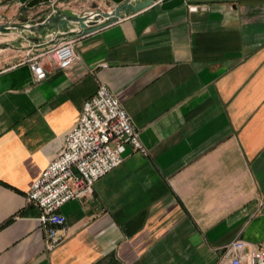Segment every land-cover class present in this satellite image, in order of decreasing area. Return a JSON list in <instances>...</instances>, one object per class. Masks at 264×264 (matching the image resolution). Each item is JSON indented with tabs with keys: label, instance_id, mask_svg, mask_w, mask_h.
I'll return each mask as SVG.
<instances>
[{
	"label": "crops",
	"instance_id": "obj_1",
	"mask_svg": "<svg viewBox=\"0 0 264 264\" xmlns=\"http://www.w3.org/2000/svg\"><path fill=\"white\" fill-rule=\"evenodd\" d=\"M113 7L0 0V24ZM55 33H0V264H228L231 240L263 245L264 0L153 2L73 36L77 58L44 62L36 81L29 47L51 48ZM98 83L145 150L127 147L89 195L60 207L65 238L47 251L25 193Z\"/></svg>",
	"mask_w": 264,
	"mask_h": 264
},
{
	"label": "built area",
	"instance_id": "obj_2",
	"mask_svg": "<svg viewBox=\"0 0 264 264\" xmlns=\"http://www.w3.org/2000/svg\"><path fill=\"white\" fill-rule=\"evenodd\" d=\"M73 44L74 37L66 36L51 48L27 56L34 80L45 77L44 62L58 68L69 66L77 58ZM127 147L142 153L145 150L120 101L103 83H98L93 94L83 101L76 121L64 133L61 147L25 193L26 204L39 210L36 220L47 251L65 238V217L60 207L89 195L93 183L121 163ZM223 255L228 264H264V244L256 246L235 238L224 246Z\"/></svg>",
	"mask_w": 264,
	"mask_h": 264
},
{
	"label": "water",
	"instance_id": "obj_3",
	"mask_svg": "<svg viewBox=\"0 0 264 264\" xmlns=\"http://www.w3.org/2000/svg\"><path fill=\"white\" fill-rule=\"evenodd\" d=\"M48 0H19L27 7L34 6L39 3L47 2ZM106 2L113 3L114 7L110 10H96L90 11L85 14L72 15L55 10L53 13L43 16L37 22H6L0 24V33H5L11 30H21L31 33L42 31L43 29L56 28L57 33L53 37L57 36H79L85 35L89 32L97 30L103 26H106L122 15L128 13H135L153 2L159 1V6L162 9L171 8L182 3L185 0H105ZM70 26H74L72 29ZM51 38V39H52ZM38 39H32L37 43Z\"/></svg>",
	"mask_w": 264,
	"mask_h": 264
},
{
	"label": "rangeland",
	"instance_id": "obj_4",
	"mask_svg": "<svg viewBox=\"0 0 264 264\" xmlns=\"http://www.w3.org/2000/svg\"><path fill=\"white\" fill-rule=\"evenodd\" d=\"M64 39H65V36H57V37H53L50 41H51V43L52 42L56 43V42H61ZM47 42H49V41H47ZM36 48H38V47H35V46H30L29 47V50L32 51L33 55H37V54H39L42 51V50H36ZM26 49H28V48H26ZM29 55H31V54H29Z\"/></svg>",
	"mask_w": 264,
	"mask_h": 264
}]
</instances>
